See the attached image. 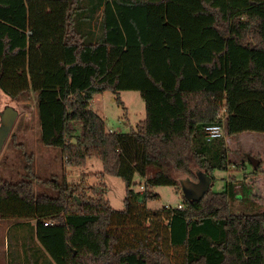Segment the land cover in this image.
Returning a JSON list of instances; mask_svg holds the SVG:
<instances>
[{
  "label": "trees",
  "instance_id": "1",
  "mask_svg": "<svg viewBox=\"0 0 264 264\" xmlns=\"http://www.w3.org/2000/svg\"><path fill=\"white\" fill-rule=\"evenodd\" d=\"M0 89L36 93L41 142L68 165L103 164L102 182L56 179L53 194L36 193L31 156L29 179L0 175V219L42 245L9 243L8 264H264V208L243 180L212 189L232 161L225 137L207 136L222 111L229 137L264 133V0H0ZM123 90L141 93L146 118L112 133L91 104ZM106 174L125 182L124 209ZM181 174L208 176L203 195L149 207L156 186L181 190Z\"/></svg>",
  "mask_w": 264,
  "mask_h": 264
},
{
  "label": "rangeland",
  "instance_id": "2",
  "mask_svg": "<svg viewBox=\"0 0 264 264\" xmlns=\"http://www.w3.org/2000/svg\"><path fill=\"white\" fill-rule=\"evenodd\" d=\"M7 100V98H5ZM0 97V104H2ZM15 104L20 114L11 132L16 135L15 142L10 141V137L0 155V175L10 181L19 182L27 180L25 156H31V169L34 172V184L36 193L53 194L54 191L47 185L53 180H59L68 185H75L80 179L88 176L90 184L102 182L101 173L103 164L96 157L89 158L85 166L68 165L63 157L60 148L46 146L41 142V132L38 119L36 93L31 91L25 96H20L11 101ZM92 109L97 112L106 123L107 131L116 133L132 132L137 130V125L146 118V103L141 93L137 90H123L119 93L105 91L97 94L91 104ZM225 121L226 116L223 111L220 113ZM80 125L76 126V137L80 136ZM10 135V136H11ZM225 139L229 147V157L232 161L229 170L215 169L213 175L212 189L220 191L225 189L229 179L235 182L243 180L248 188V195L264 208V133L244 132L234 137H229L225 131ZM18 142L23 145H19ZM26 153V154H25ZM252 155L262 160L259 173H251L253 166L248 159ZM246 160L245 168L243 161ZM250 172H248V171ZM155 171V167H150V175ZM247 172V173H245ZM179 178L186 179L187 175L181 174ZM193 180L200 182V177H192ZM136 190H142L146 181L144 177L136 175ZM105 184L107 186L106 196L111 206L115 209H124L126 184L122 178L106 174ZM180 191L173 186H156L154 191L159 197L148 200L151 208H160L166 205L177 207L182 201L183 195H192L195 189L192 185L182 184ZM5 224L12 223L10 232L0 228V261H5V244H11V249H18L23 243L27 230L14 226L15 222L4 220ZM32 247L42 246L38 241L37 235L25 238ZM36 242H34L35 240Z\"/></svg>",
  "mask_w": 264,
  "mask_h": 264
},
{
  "label": "water",
  "instance_id": "3",
  "mask_svg": "<svg viewBox=\"0 0 264 264\" xmlns=\"http://www.w3.org/2000/svg\"><path fill=\"white\" fill-rule=\"evenodd\" d=\"M0 97L2 98V104H0V155L7 143L14 125L20 114L19 108L13 104L12 98L4 93L0 89ZM7 98V100H5ZM248 160L250 164L255 168L260 164V159L252 155H248ZM210 183V178L204 174L200 175V182H194L190 180H182V184L192 185L195 189V193L188 195L191 198H199L205 192L206 188Z\"/></svg>",
  "mask_w": 264,
  "mask_h": 264
},
{
  "label": "built area",
  "instance_id": "4",
  "mask_svg": "<svg viewBox=\"0 0 264 264\" xmlns=\"http://www.w3.org/2000/svg\"><path fill=\"white\" fill-rule=\"evenodd\" d=\"M225 131L226 130V125L223 123L221 125L217 124V125H213V126H209L207 128V136L208 139H213V138H217V137H225ZM141 187L143 188L144 186L141 185ZM179 207H181V205H179ZM53 221L49 218L47 220H45L44 225L48 226V225H52Z\"/></svg>",
  "mask_w": 264,
  "mask_h": 264
},
{
  "label": "crops",
  "instance_id": "5",
  "mask_svg": "<svg viewBox=\"0 0 264 264\" xmlns=\"http://www.w3.org/2000/svg\"><path fill=\"white\" fill-rule=\"evenodd\" d=\"M246 171H248V170H246ZM248 172H250V171H248ZM245 173H247V172H245ZM251 173H254V172H251ZM222 190H224V189H222ZM33 223H36V221H33ZM11 225H12V223L5 224V221L0 219V228L6 229L7 232H8ZM4 252H5V256H4L5 261L2 264H8L9 263V245H7V239H6ZM0 263H1V261H0Z\"/></svg>",
  "mask_w": 264,
  "mask_h": 264
}]
</instances>
